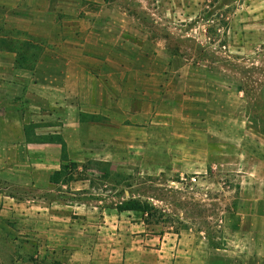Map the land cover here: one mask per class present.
Listing matches in <instances>:
<instances>
[{"label": "rangeland", "instance_id": "obj_1", "mask_svg": "<svg viewBox=\"0 0 264 264\" xmlns=\"http://www.w3.org/2000/svg\"><path fill=\"white\" fill-rule=\"evenodd\" d=\"M66 1L70 2V10L63 11L62 0L56 4L54 16L42 12L36 18L35 0L0 3V91L6 94L0 97V107H41L39 115L45 116L44 108L52 106L63 118L56 125H65L71 139H77L81 133L87 144L83 162H71L66 166L70 169L67 174L53 176V181L60 182L71 181L76 175L89 180L90 185L80 195L57 187L53 197L57 217L70 221L86 218L85 213L75 209L76 202L81 201L97 207L93 208L96 213L92 220L103 218L98 208L104 204L103 207L146 214V220L155 225L153 230L162 229L174 235L186 221L195 220L216 235L214 218L224 207L225 191L232 189L238 194L241 166L233 163L236 166L230 171L217 163L218 168L209 167V173H217L212 179L208 173H184L179 169L178 157L192 158V98L198 94V83L207 85L205 75L221 86L214 88L221 94L216 93L217 97L223 99L224 91L227 97L229 89L233 101L234 93L244 97L249 121L259 124V131H240L229 137L228 132L212 129L213 134L220 135L213 154L220 160L228 155L235 161L242 135L249 133L251 145L263 141L264 52L229 53L225 25L217 15L223 0H212L191 20L172 14L163 16L164 3L159 0H113L106 5V15L110 17L107 19H101L98 12L103 4L96 0L89 5L78 4L80 0ZM47 24L55 26V35L35 36V25L40 29ZM64 27L72 30L71 36H59L58 30ZM98 30L107 32L108 43L97 41L101 37ZM60 38L67 42L61 43ZM38 80L42 83L37 84ZM48 82L57 87L66 82L69 90L84 93L82 104L87 109L80 116L79 136L73 130L78 118L73 114L69 123L61 91L49 94L58 101H48L46 93L52 91L43 87ZM74 99L73 105H78L79 95ZM218 100L210 121L213 126H224L228 118L221 119L217 114ZM255 133L261 134V138L255 137ZM75 149L79 150L78 143ZM79 165L81 173L77 171ZM13 190H21L22 194L13 195L17 200L30 195L35 198V191L30 188ZM99 200L104 202L99 204ZM9 224L15 229L16 223ZM39 224L35 221V227H28L19 236L14 235L15 230L6 237L0 232V249L8 254L3 261L95 264L96 260L79 257V250H89L95 244L80 242L78 230L67 233L72 239L70 243L48 246L44 242L47 216ZM120 233L129 232L123 229ZM123 249L126 248H118L119 256ZM11 253L15 257H10ZM102 263L107 261L103 259Z\"/></svg>", "mask_w": 264, "mask_h": 264}, {"label": "crops", "instance_id": "obj_2", "mask_svg": "<svg viewBox=\"0 0 264 264\" xmlns=\"http://www.w3.org/2000/svg\"><path fill=\"white\" fill-rule=\"evenodd\" d=\"M14 1L0 0V3L9 4ZM61 1L35 0V18L42 12L49 17L54 16L56 4ZM63 1L65 3L63 11L66 8L70 10V2ZM96 1L103 4L98 12L101 19L110 18L106 15V5L111 4L113 0ZM159 1L164 3L163 16L172 14L181 20H191L200 14L203 7H209L215 0ZM80 2L89 5L93 0H80L78 4ZM218 11L217 15L222 18L225 25L229 53L263 54L264 0H223ZM55 31L57 30L53 24H47L40 29L35 25V36H53ZM58 32L59 36H71L73 33L69 27L59 29ZM96 33L101 35L98 42L108 43L105 38L107 32L98 30ZM60 40L64 44L67 42L65 38ZM203 79L208 81L207 85L200 86L198 83L195 88L198 94L192 98L194 106L192 114L195 115V121L192 123V130L195 132L191 139L192 158L183 160L178 157L181 163L179 161L177 163L181 165L179 169L184 173H208L211 179L216 178L217 173H209V167L218 168L217 163H221L229 170L236 166L233 163L237 162L241 166L238 173L241 185L238 194L235 195L232 189L225 191L227 198L224 207L214 218L213 227L218 229L216 235H213L209 228L201 227L195 220L186 221L183 228L174 235L162 229L153 230L155 225L146 220V214L103 207L104 204L98 208V213L102 214L103 218L92 220L90 218L94 217L96 213L94 209L97 207L88 206L81 201L76 202L75 209L85 213L86 218L70 221L65 217L66 219L59 220L55 211L56 201L53 199L57 187L73 190L74 195H80L90 186L89 180H82L76 175L71 181H53L56 174H67L70 170L66 169L67 164L83 162L87 156V144L80 133V116L87 109L82 104L85 95L82 94V90L79 94L69 90L66 82L61 84L62 86L59 85L60 87L54 82H48L49 85L44 83L43 87L48 86L52 91L46 93L48 101H58L53 96L50 98L49 94L55 95L54 91L57 89L61 91L63 96L61 98L67 107L64 111L70 117L69 123L73 114L78 118V123L73 124L75 135L79 136L80 133L77 139L70 138L71 135L67 134L65 125H56L57 121L63 118H60L57 109L52 106L44 108L45 116L39 115L41 107H0V232H4L6 237L9 231L15 230L14 235L19 236L28 227H35V221L37 226H40L39 221L47 216V239H44V242L47 241L48 246L70 243L72 239L67 237V233L76 229L80 242L92 241L95 244L89 250L87 248L79 250V257L96 260L95 264H103V259L107 264H264V137L262 142L251 145L247 138L249 133H245L240 137V151L235 161L228 155L227 159L217 158L213 154V147L218 146L216 140L220 139V135L213 134L214 127L219 132H228V136L232 137L240 131L258 132L259 124L250 123L244 97L234 93L236 100L233 101L230 89L227 91V97L225 91L223 99L217 97L218 93L214 88L221 86L211 81L209 76L205 75ZM39 83L42 82H37ZM78 95L80 101L78 105L77 103L73 105L72 100L77 99ZM3 96L6 94L0 91V97ZM214 96L216 97L213 98ZM114 100L112 98V107ZM216 100L219 104L217 114L221 119L228 118L224 126L220 123L213 126L210 121L215 112ZM69 126L71 127L70 124ZM255 137L260 139L261 134L255 133ZM77 143L79 150L75 149ZM77 171L81 173L80 165ZM17 188L22 190L30 188L35 191V198L30 195L24 200H17L14 196L21 193V190H13ZM103 202L99 200V204ZM9 221L16 223L15 229L10 227ZM123 229L129 233H120ZM119 247L126 248L121 251L120 256L117 254ZM49 252L53 254V251ZM11 256L15 257L12 253ZM4 257L7 258L8 254L0 249V264H7L3 261Z\"/></svg>", "mask_w": 264, "mask_h": 264}]
</instances>
